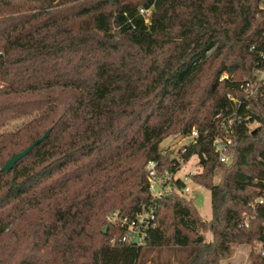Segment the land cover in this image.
<instances>
[{
  "label": "trees",
  "instance_id": "16d2710c",
  "mask_svg": "<svg viewBox=\"0 0 264 264\" xmlns=\"http://www.w3.org/2000/svg\"><path fill=\"white\" fill-rule=\"evenodd\" d=\"M263 53L261 0H0V264H161L148 255L162 248L187 249L174 264H220L264 240V204L241 226L264 187V92L244 88ZM223 119L229 163L213 146ZM193 130L179 156L203 159L192 181L211 191V220L173 193L143 245L112 244L124 230L108 214L150 206L147 164L178 171L161 144Z\"/></svg>",
  "mask_w": 264,
  "mask_h": 264
},
{
  "label": "built area",
  "instance_id": "2783aa9c",
  "mask_svg": "<svg viewBox=\"0 0 264 264\" xmlns=\"http://www.w3.org/2000/svg\"><path fill=\"white\" fill-rule=\"evenodd\" d=\"M264 7V0H261ZM153 6L146 8L140 7L139 13L145 18L147 23H150L151 14ZM245 92L247 96L254 95L258 92H264V53L262 54V65L254 71L251 78L245 79L244 83ZM231 97V96H230ZM234 99V98H232ZM235 101V99H234ZM221 128L223 129V134H217L213 139V146L218 159L222 163H229L232 158L231 146L233 145V120L223 119L221 121ZM198 133L193 130L191 135L188 137H183V139H188L189 141L182 146V152H186L187 146L191 143H196V137ZM180 163H184L183 159L178 155L175 157ZM200 164L202 163L201 158L198 156ZM202 165V164H201ZM181 168V166H180ZM147 179L149 185V191L152 196V204L145 207L143 211L136 214L134 218L124 216L119 210H114L108 214L107 220L111 225L120 227L124 230L123 235L113 236L111 243L115 244L117 242H133L137 237L138 241L136 244L143 245L145 237L148 230L151 227L156 226V212L159 207V200L167 196H172L173 193H178L181 195H187L191 192V188L188 186L185 179L177 176V171L174 172L172 169H166L161 171L159 168V163L157 161H150L147 166ZM178 179H182L185 182L184 188H179L176 184ZM192 180V177H190ZM264 204V187L258 190V195L251 203V210L245 211L241 216V226L248 228L251 225L252 220L255 218L258 207ZM264 226V222H263ZM253 250L256 253H261L264 255V240L255 243Z\"/></svg>",
  "mask_w": 264,
  "mask_h": 264
},
{
  "label": "rangeland",
  "instance_id": "374dc122",
  "mask_svg": "<svg viewBox=\"0 0 264 264\" xmlns=\"http://www.w3.org/2000/svg\"><path fill=\"white\" fill-rule=\"evenodd\" d=\"M226 75L227 74H224V76ZM256 127H258V123L252 124L253 129ZM188 141V139H183L182 135H172L162 142L161 147L171 157H176L179 155V150ZM202 170L203 167L199 162L198 156L194 155L188 162L181 164V168L177 171V176L183 179L187 177L186 182L192 191L186 196L193 199L201 218L205 221H209L212 218L211 191L204 186L194 183L190 179V177L196 173L202 172ZM214 180L215 182L220 180L219 173ZM204 236L207 242L213 240V234L211 231H204ZM252 249V246L246 244L233 245L231 255L221 260L220 264H249ZM187 253V249L183 248H162L149 253L148 257L153 258L156 262L161 264H174L178 260L184 259ZM148 264H150V262Z\"/></svg>",
  "mask_w": 264,
  "mask_h": 264
},
{
  "label": "water",
  "instance_id": "95a60500",
  "mask_svg": "<svg viewBox=\"0 0 264 264\" xmlns=\"http://www.w3.org/2000/svg\"><path fill=\"white\" fill-rule=\"evenodd\" d=\"M50 134V131H47L42 137L38 138L37 140H35L31 145H29L27 148H25L24 150L14 154L7 162L6 164L2 167V171L6 172L9 171L11 169H13L15 167V165L26 155H28L39 143H41L45 138L48 137V135ZM201 161H203V159H201ZM171 197V196H170ZM103 232L106 233L107 232V228L103 229ZM138 238L136 237L134 239V243H137Z\"/></svg>",
  "mask_w": 264,
  "mask_h": 264
}]
</instances>
